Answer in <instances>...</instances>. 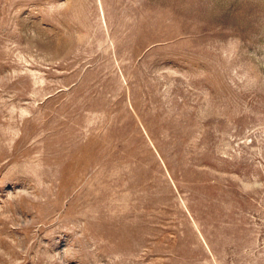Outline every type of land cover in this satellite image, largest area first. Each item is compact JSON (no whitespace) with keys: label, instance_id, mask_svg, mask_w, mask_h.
<instances>
[{"label":"rangeland","instance_id":"1","mask_svg":"<svg viewBox=\"0 0 264 264\" xmlns=\"http://www.w3.org/2000/svg\"><path fill=\"white\" fill-rule=\"evenodd\" d=\"M0 264H264V0H0Z\"/></svg>","mask_w":264,"mask_h":264}]
</instances>
